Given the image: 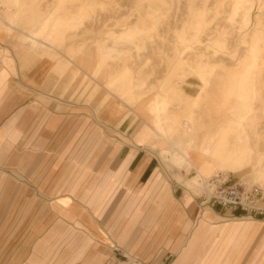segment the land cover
<instances>
[{
  "label": "crops",
  "instance_id": "1",
  "mask_svg": "<svg viewBox=\"0 0 264 264\" xmlns=\"http://www.w3.org/2000/svg\"><path fill=\"white\" fill-rule=\"evenodd\" d=\"M8 26L0 19V264H264V220L200 209L166 178L158 159L171 151L194 168L173 119L165 132L163 113L126 115L112 92L97 108L52 96L53 74L67 73L68 88L79 77L91 97L97 87L73 61L20 50ZM49 42L36 38L58 52Z\"/></svg>",
  "mask_w": 264,
  "mask_h": 264
},
{
  "label": "rangeland",
  "instance_id": "2",
  "mask_svg": "<svg viewBox=\"0 0 264 264\" xmlns=\"http://www.w3.org/2000/svg\"><path fill=\"white\" fill-rule=\"evenodd\" d=\"M0 19L17 30L8 36L20 50L52 64L73 61L97 87L91 97L79 77L68 88L67 73L53 74L52 96L97 108L112 92L127 97L122 113L145 122L155 103L164 107L161 129L173 119L194 166L173 165L174 151L157 158L168 180L196 196L197 181L219 174L264 189V0H0ZM218 144L220 159L211 150Z\"/></svg>",
  "mask_w": 264,
  "mask_h": 264
},
{
  "label": "built area",
  "instance_id": "3",
  "mask_svg": "<svg viewBox=\"0 0 264 264\" xmlns=\"http://www.w3.org/2000/svg\"><path fill=\"white\" fill-rule=\"evenodd\" d=\"M200 209L218 206L229 211L236 219L264 220V190L259 186H246L228 176H216L202 182Z\"/></svg>",
  "mask_w": 264,
  "mask_h": 264
},
{
  "label": "bare ground",
  "instance_id": "4",
  "mask_svg": "<svg viewBox=\"0 0 264 264\" xmlns=\"http://www.w3.org/2000/svg\"><path fill=\"white\" fill-rule=\"evenodd\" d=\"M10 29H13L11 26H8ZM51 47H53L52 45H51ZM54 48V47H53ZM55 49V48H54ZM152 110H153V108H152ZM155 111H157L159 114H161V113H163V111H164V107L163 108H159V107H155ZM182 126H183V128H184V132H187L188 130H189V123L186 121V122H183V124H182ZM153 131V130H152ZM163 153V152H162ZM225 153V149H224V147H223V145L222 144H218L216 147H215V153H214V157L216 158V159H220L221 158V156L223 155ZM185 158V161H187V156L186 157H184ZM220 175H222V176H225V175H227V174H219V175H217V176H220ZM259 176V178L261 177V175L259 174L258 175ZM212 177H216V176H211L210 178H212ZM209 179V178H208ZM204 180H202V179H200V181H197V184H198V186H201L202 187V182H203ZM260 187V186H259ZM262 188V187H261ZM263 189V188H262ZM264 190V189H263Z\"/></svg>",
  "mask_w": 264,
  "mask_h": 264
}]
</instances>
